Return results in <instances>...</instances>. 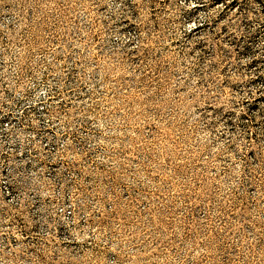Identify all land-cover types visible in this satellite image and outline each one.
<instances>
[{
    "label": "rangeland",
    "instance_id": "rangeland-1",
    "mask_svg": "<svg viewBox=\"0 0 264 264\" xmlns=\"http://www.w3.org/2000/svg\"><path fill=\"white\" fill-rule=\"evenodd\" d=\"M0 264H264V0H0Z\"/></svg>",
    "mask_w": 264,
    "mask_h": 264
}]
</instances>
